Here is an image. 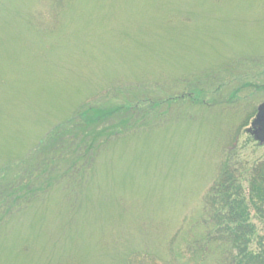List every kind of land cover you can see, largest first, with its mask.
<instances>
[{
	"label": "rangeland",
	"instance_id": "obj_1",
	"mask_svg": "<svg viewBox=\"0 0 264 264\" xmlns=\"http://www.w3.org/2000/svg\"><path fill=\"white\" fill-rule=\"evenodd\" d=\"M263 102L264 0H0V264H215L225 169L262 251ZM111 108L86 165L68 138L27 183L54 128Z\"/></svg>",
	"mask_w": 264,
	"mask_h": 264
},
{
	"label": "trees",
	"instance_id": "obj_2",
	"mask_svg": "<svg viewBox=\"0 0 264 264\" xmlns=\"http://www.w3.org/2000/svg\"><path fill=\"white\" fill-rule=\"evenodd\" d=\"M117 111H119L118 108H111L106 113L103 111L101 114L93 112L84 119V122L82 121L83 117H79V120L77 119V121L71 123V125L69 124L66 128H62V126L60 128H54L48 136L44 153L42 150V156L46 158L44 160L39 159L37 162L32 160L30 163L25 164L27 167V177H29L27 183L30 181V178L33 177H36L38 180L40 175L46 172L44 169L47 166L56 164L58 159L55 161V159H50V157H60L63 155V152L61 154H55L57 152L54 150L55 144L63 143L68 138L70 139V148H68L66 152H71L73 157L66 169L72 170L78 163L82 162L86 165L85 163L92 159L93 150L101 149V144L96 142L100 138V136L96 134L99 131L98 129L105 126L108 123L107 120H110L113 115L117 114ZM76 125L83 126H81L78 131L72 132V129H75ZM113 125L117 126L114 122ZM82 129V132L79 131ZM67 130H69V134H67L69 136L64 137L65 134L63 133ZM34 159H36V157ZM52 161H54V163H52ZM32 166H34V169H31ZM225 172L226 169L224 171V176L218 181L216 187L210 191L211 195L207 207L210 218L213 222H216V225L220 222L219 225L221 227V230L216 233L220 240L218 239L219 241L215 242L222 249L220 254L223 260L215 261V264H264V248L262 246L260 247L262 251L250 249L253 243L252 237L255 234V227L249 223V215L245 203L242 204L241 199L238 198L234 192H232V194L228 192L232 180L230 175L228 177L227 175L225 176ZM252 175L253 192L256 194H264V188L261 191H256L257 184L264 180V165L257 167ZM17 177L20 181L24 182L20 174H18ZM1 180L5 181L8 189H10L11 192H15V196L26 205L35 202L45 193H43L44 190L39 191V189L32 191L31 188H27V186L26 189H23L27 183L25 182L21 185L16 181L15 177ZM1 188L2 185L0 184V189ZM50 188L51 186L49 189ZM231 198H234V200L230 201ZM204 248L207 250L209 246H205Z\"/></svg>",
	"mask_w": 264,
	"mask_h": 264
},
{
	"label": "water",
	"instance_id": "obj_3",
	"mask_svg": "<svg viewBox=\"0 0 264 264\" xmlns=\"http://www.w3.org/2000/svg\"><path fill=\"white\" fill-rule=\"evenodd\" d=\"M254 136V139L264 145V102L259 106L258 113L252 123V129L249 130Z\"/></svg>",
	"mask_w": 264,
	"mask_h": 264
}]
</instances>
